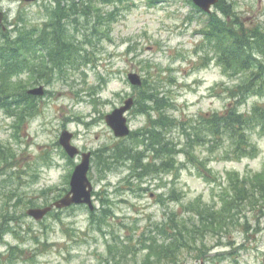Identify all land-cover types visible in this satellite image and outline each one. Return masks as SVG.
Masks as SVG:
<instances>
[{"label": "rangeland", "instance_id": "374dc122", "mask_svg": "<svg viewBox=\"0 0 264 264\" xmlns=\"http://www.w3.org/2000/svg\"><path fill=\"white\" fill-rule=\"evenodd\" d=\"M2 1L6 10L13 0ZM94 1L100 6L99 0ZM219 2L212 12L221 15L225 5L245 24H264V0ZM57 5L55 0L15 3L8 17H16L15 27L47 23ZM188 5L186 0H123L101 5L98 14L92 11L85 19L81 17L86 35L81 30L76 34L78 28L70 18L67 28L75 34L72 39L86 42L83 51L93 62L64 76L56 72L51 77L30 73L17 77L15 85L20 90L42 87L43 92L30 94L31 103L19 105L22 109L35 104L30 117L20 119L0 109V142L14 166L12 170L0 166V264H264V190L260 194L258 187L251 191V201L230 208L233 219L226 226L219 227L214 221L217 227L204 230L198 238L201 225L196 246L185 245L174 260L147 257L142 248L146 242L142 232L167 221L171 213H175L174 220L192 223L195 216L183 212L181 205L202 202L216 211L225 198L231 200L234 195L229 187L232 178L250 180L263 171L264 128L249 131V141L256 146L252 157L228 158L227 142L220 139L215 151L196 147L193 152L201 164L195 166L178 154L173 158L185 161L179 169L146 177L135 174L128 153L119 161L113 157L116 147L123 144L128 152L143 155L144 161L159 163V159L151 160L153 154L141 136L144 129L156 131L160 126L147 94L159 90L157 93L171 97L173 107L168 113L177 122L188 119L196 123L202 115L223 112L231 102L225 92L240 78L224 75L201 49L202 35L197 31L207 16ZM107 10L114 14L111 19L103 16ZM132 72L143 80L141 86L130 83L128 74ZM128 97L134 101L125 114L131 131L119 138L105 117ZM255 104L263 105L264 97L250 96L238 108L249 112ZM63 129L72 132L74 146L91 152L87 175L93 209L71 204L51 209L37 221L27 216L28 209L44 208L61 198L70 189L71 174L81 159L79 155L69 157L60 144ZM178 130L176 127L171 132L175 142L180 137ZM1 156L0 161H5ZM45 156H49V163ZM3 174L9 176L7 182ZM174 191L179 202L173 199L177 196ZM103 207L107 210L102 222L108 225L105 233H99L89 222L97 218L96 212L101 216ZM38 239L41 244H36Z\"/></svg>", "mask_w": 264, "mask_h": 264}, {"label": "trees", "instance_id": "16d2710c", "mask_svg": "<svg viewBox=\"0 0 264 264\" xmlns=\"http://www.w3.org/2000/svg\"><path fill=\"white\" fill-rule=\"evenodd\" d=\"M55 1L58 5L53 9L56 11H53L52 20L43 25L30 27L20 24L13 34L0 28V109L10 116L24 119L35 113V104L19 109L22 102L31 103L32 97L26 90L23 88L20 90L15 85L21 73L51 77V73L58 72L64 76L68 75L70 70L93 62L88 53L78 51V43L72 39L74 33L67 28L69 19L72 18L73 24L78 30L82 29V34L86 35L83 22L86 15L92 11L98 14L101 5L123 2V0H99L100 6L97 7L94 0ZM220 11L221 15L217 11L203 13L207 19L199 30L203 35L201 49L205 50L211 61L222 68L224 75L234 79L240 78V81L225 92L231 102L223 112L202 115L196 123L188 119L177 122L176 118L168 113L169 108L173 107L171 97L163 94L165 92L157 93L159 90L153 95L147 94V100L152 102L158 113L160 126L155 128L156 131L144 129L143 132L141 131V136L147 149L153 154L151 160L159 159V163L144 161L143 155L139 152H128L123 144L116 147V155H113L116 161H119L128 153L127 158L133 160V171L138 177L179 169L185 161L179 162L173 158L178 154H183L190 163L197 166L196 164H201L203 161L193 152L196 147L205 146L210 151H215L220 146V139L226 140L228 148L226 151L230 158L251 156L255 152L248 135L255 127L264 128V104H255L249 112H241L238 107L250 96L264 97V24L258 23L257 26L245 24L225 5ZM106 15L111 19L114 14L107 10L103 16ZM98 16L103 18L100 14ZM81 17L84 19L81 20ZM43 49L46 50L45 53ZM39 50L43 52L40 53ZM34 61H37V64L33 63ZM176 127L180 136L177 142L171 137V132ZM0 154H2L1 159H5L0 161V166L4 164V167L10 170L13 167L10 164L12 157L2 147L1 142ZM43 159L46 163L51 161L49 156ZM8 177L3 174V180ZM254 177L250 180L240 179L237 176L232 178L229 187L234 195L231 196V200L225 198L221 208L216 211L210 210L207 204L202 202L194 201L181 205L183 212H192L195 216L191 224L187 220L177 218L174 220L175 213H171L167 221L154 224L152 230L143 231L142 236L146 238V242L142 248L147 251V257L174 260V255L178 254L185 245L196 246L198 238L203 237L204 230L216 228L214 221L219 223V227L226 226L228 220L233 219L231 214L233 209H230L232 206L251 201L253 199L251 191L256 190L257 187L259 190L256 191L260 194L264 190V170ZM5 190L7 193L10 191L7 187ZM173 193L177 195L173 199L179 202V195L176 191ZM29 203L32 204L33 201ZM104 210L107 208H102L101 216L96 212L97 218L89 222L92 229L99 233H105L104 227L108 225L102 222ZM91 216L93 217V213ZM201 225L204 227L196 238ZM152 231L155 233L150 236ZM120 242L124 245L122 239ZM36 244H41L40 239ZM13 249L17 250L15 247ZM127 251L129 250L124 249L125 253ZM119 258H121L120 254Z\"/></svg>", "mask_w": 264, "mask_h": 264}, {"label": "water", "instance_id": "95a60500", "mask_svg": "<svg viewBox=\"0 0 264 264\" xmlns=\"http://www.w3.org/2000/svg\"><path fill=\"white\" fill-rule=\"evenodd\" d=\"M195 4L201 7L204 11H209V7L216 2V0H193ZM3 19V13L0 11V20ZM128 79L133 85H141V79L136 73H129ZM43 92L42 87L29 89V94L41 95ZM133 104V98H128L124 104L119 108H115L111 113L105 117L106 123L112 128L115 136L122 137L129 133V128L126 123L124 113L128 111ZM73 134L66 129L60 133L59 142L69 157H74L78 154L77 147L72 145L71 139ZM91 152H83L81 154V161L75 166L70 177V190L63 197L56 200L52 205L44 208H30L27 214L34 219H41L52 207L62 208L71 204L85 203L92 210L93 205L91 202L92 186L87 178V172L90 164Z\"/></svg>", "mask_w": 264, "mask_h": 264}, {"label": "flooded vegetation", "instance_id": "af4514ba", "mask_svg": "<svg viewBox=\"0 0 264 264\" xmlns=\"http://www.w3.org/2000/svg\"><path fill=\"white\" fill-rule=\"evenodd\" d=\"M2 0H0V10L1 11H3L4 12V22L5 23H7L8 24V26L9 27H11V28H14V26H15V23H16V21H17V19H16V17H15V19H10L9 17H8V12H11L12 11V7H11V5L12 4H17V6L18 5H20V4H27V5H29V4H31V3H39L40 2V0H36V1H25V0H13L12 2H11V4H9L10 6H8L7 8H6V10H5V6H3V4H2ZM189 4H191L190 2H188ZM218 4H220V2L218 3ZM2 28H3V30L5 29V26H2ZM32 38H33V36H32Z\"/></svg>", "mask_w": 264, "mask_h": 264}]
</instances>
